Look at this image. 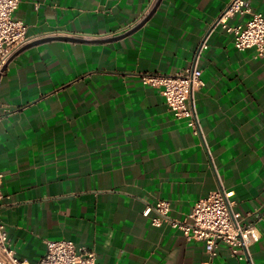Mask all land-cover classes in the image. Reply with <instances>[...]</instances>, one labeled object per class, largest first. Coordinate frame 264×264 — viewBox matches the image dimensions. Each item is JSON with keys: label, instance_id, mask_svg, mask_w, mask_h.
Listing matches in <instances>:
<instances>
[{"label": "crops", "instance_id": "obj_1", "mask_svg": "<svg viewBox=\"0 0 264 264\" xmlns=\"http://www.w3.org/2000/svg\"><path fill=\"white\" fill-rule=\"evenodd\" d=\"M158 1L20 0L31 40L0 74V217L21 259L68 239L97 264H248L143 215L167 200L184 220L225 191L251 213V260L264 264V55L239 50L217 24L229 0ZM250 2L264 12V0ZM195 65L204 85L188 103L202 137L141 80Z\"/></svg>", "mask_w": 264, "mask_h": 264}, {"label": "built area", "instance_id": "obj_2", "mask_svg": "<svg viewBox=\"0 0 264 264\" xmlns=\"http://www.w3.org/2000/svg\"><path fill=\"white\" fill-rule=\"evenodd\" d=\"M19 3L20 0H0V74L11 58L31 40L28 26L15 16ZM240 14H249V20L236 26L228 25L231 17ZM217 24H222L227 31L233 33L234 44L239 50L255 48L257 55H264V12L255 9L250 0H229L218 17ZM203 47L206 45L203 44ZM141 80L144 84L159 89L175 117L186 120L194 134L202 137L198 117L188 103L193 92L204 85L199 67L195 65L174 74L145 73L141 75ZM2 181L3 174L0 173V216L5 196ZM232 194L218 191L199 199L189 218L184 220L170 217L171 203L167 200L148 205L143 215L151 217L155 226L168 221L188 239L203 241L212 257L216 255L219 246L225 244L233 257L253 264L249 248L259 241L260 233L251 219V213L243 214L233 210ZM0 264H97V258L95 251L85 247L77 248L73 241L59 239L47 241L46 253L35 263L21 259L17 256L0 217Z\"/></svg>", "mask_w": 264, "mask_h": 264}, {"label": "water", "instance_id": "obj_3", "mask_svg": "<svg viewBox=\"0 0 264 264\" xmlns=\"http://www.w3.org/2000/svg\"><path fill=\"white\" fill-rule=\"evenodd\" d=\"M161 0L158 1L157 3V6L160 4ZM156 6V7H157ZM155 10V9H154ZM154 10L152 12H154ZM152 12L147 16L145 17L140 23H138L136 26H134L133 28H131L129 31H127L126 33H123L121 35H117L115 37H112L110 39H108V41H112V40H118V39H121L125 36H128L130 34H133L136 30H138L139 28H141L145 22L149 19V17L151 16ZM54 38H59V39H71V40H82V39H76V38H72V37H54ZM44 40H48V38L44 39Z\"/></svg>", "mask_w": 264, "mask_h": 264}]
</instances>
